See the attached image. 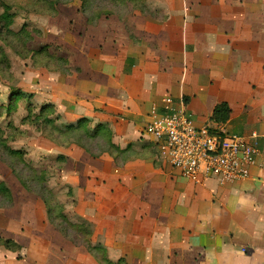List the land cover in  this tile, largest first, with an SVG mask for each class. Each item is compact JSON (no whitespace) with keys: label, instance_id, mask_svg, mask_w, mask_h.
<instances>
[{"label":"crops","instance_id":"1","mask_svg":"<svg viewBox=\"0 0 264 264\" xmlns=\"http://www.w3.org/2000/svg\"><path fill=\"white\" fill-rule=\"evenodd\" d=\"M117 1L80 2L48 25L67 66L43 67L36 90L58 123L88 118L106 133L93 145L51 137L53 183L88 235L65 233L47 200L10 178L21 215L8 238L41 245L32 264H264V0ZM168 95L201 126L258 134L247 178H185L160 156L146 126ZM222 103L230 118L217 122Z\"/></svg>","mask_w":264,"mask_h":264},{"label":"rangeland","instance_id":"2","mask_svg":"<svg viewBox=\"0 0 264 264\" xmlns=\"http://www.w3.org/2000/svg\"><path fill=\"white\" fill-rule=\"evenodd\" d=\"M80 2L83 6V0H0V238H8V229L14 232L20 227V208L2 189L3 183L13 186L10 178L19 186L22 180L29 189L39 192L48 202L51 217L65 233L80 240L86 237L81 220L69 217L63 209L62 191L52 180L61 157H53L51 134L66 142L68 135H62L61 130L67 132L68 129L66 124L56 121L51 105L44 104L42 95L36 91L43 67L67 66L66 56L59 53L60 46L54 49L48 43L52 33L48 25L68 20ZM89 4L97 10L123 9V2L117 0H90ZM5 7H9L8 10ZM59 12L61 18L50 20V16L55 17ZM5 13L11 15V24L1 23ZM18 90L32 93L33 98L14 99L10 109L12 92ZM42 106L46 109H41ZM78 124L79 128L73 130L72 135L81 144H99L101 138H105L106 133L90 128L89 121ZM11 239L18 246L12 244L9 248L0 240V264H32L29 249L35 254L36 246L41 245L25 243L21 246L14 237Z\"/></svg>","mask_w":264,"mask_h":264},{"label":"built area","instance_id":"3","mask_svg":"<svg viewBox=\"0 0 264 264\" xmlns=\"http://www.w3.org/2000/svg\"><path fill=\"white\" fill-rule=\"evenodd\" d=\"M146 133L160 156L189 179L216 177L223 184L245 179L259 153L256 132L247 136L201 126L169 95L151 106Z\"/></svg>","mask_w":264,"mask_h":264},{"label":"trees","instance_id":"4","mask_svg":"<svg viewBox=\"0 0 264 264\" xmlns=\"http://www.w3.org/2000/svg\"><path fill=\"white\" fill-rule=\"evenodd\" d=\"M85 1H87V3H88V1L90 2V0H83V2L85 3ZM8 8L9 7H5V9H7L8 10ZM5 21V23L6 24H11L12 23V17H11V15H9V14H3L2 16H1V23L2 22H4ZM11 101H10V103H9V108L11 109L12 107V104H13V101H14V99H19V100H23V99H26V97H29V99H31L32 100V98H33V94L31 93V94H27L26 92H24V91H20V90H18V91H16V92H12V95H11ZM46 106V105H45ZM45 106H42V108L41 109H48V105L46 106V108H44ZM230 107H229V105L227 104V103H222V104H219L217 107H216V109H215V111H214V113H213V116H212V119L213 120H215V121H217V122H225V121H227L229 118H230ZM86 121H89V119L88 118H83V119H81L80 121H79V123L81 124V123H83V122H86ZM79 125V124H78ZM76 126V125H74V124H66L65 125V127L68 129V131L67 132H63V130H61L62 132V135H63V133H66L67 135L69 134V132H73V130L74 131H76L78 128H79V126ZM52 136H54V135H52L51 134V137ZM58 138V137H57ZM11 152L12 153H15V154H18V153H20V151H17V150H11ZM14 172H15V170H13ZM3 183V182H2ZM21 183L25 186V187H27V184L25 183V182H23L22 180H21ZM27 188H29V187H27ZM31 188V187H30ZM2 189H3V191H4V193H6L7 195H9V196H11V193H10V189L8 188V186H7V184H5V183H3V186H2ZM31 191H33V192H35V193H38L40 196H42L39 192H37V191H35V190H33V189H30ZM12 197V196H11ZM86 233V235H88V232H85ZM0 240H2V242L4 243V245L6 246V247H9L10 248V246L12 245V244H15V242L11 239V238H0ZM15 245H17L18 246V244H15Z\"/></svg>","mask_w":264,"mask_h":264}]
</instances>
